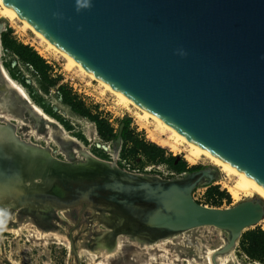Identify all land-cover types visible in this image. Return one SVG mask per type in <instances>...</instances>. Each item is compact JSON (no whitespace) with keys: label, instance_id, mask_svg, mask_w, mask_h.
<instances>
[{"label":"water","instance_id":"obj_1","mask_svg":"<svg viewBox=\"0 0 264 264\" xmlns=\"http://www.w3.org/2000/svg\"><path fill=\"white\" fill-rule=\"evenodd\" d=\"M1 1L102 82L264 189V0ZM4 30L0 23L1 47ZM15 126L0 123L2 206L89 209L109 243L215 227L227 232L219 252L264 218L260 198L225 208L194 200L212 168L164 179L86 153L85 161H63Z\"/></svg>","mask_w":264,"mask_h":264},{"label":"rangeland","instance_id":"obj_2","mask_svg":"<svg viewBox=\"0 0 264 264\" xmlns=\"http://www.w3.org/2000/svg\"><path fill=\"white\" fill-rule=\"evenodd\" d=\"M0 23L5 29H12V36L16 40L36 50L51 65V73L59 74L61 83L66 84L72 92L82 98L93 113H98L107 119L115 129L119 128L121 119L130 118L131 128L142 133L146 139L162 147L165 146L167 154L178 156L188 166L201 165L212 168L214 171L211 181L199 183L192 191L194 200L210 206L205 203L204 193L206 185L211 182L220 190L228 192L231 197L230 203L223 201L220 206L212 207L225 208L245 199H262L256 194L251 197L240 195L239 199L233 198L227 189V185L234 182L233 176H227L204 157L196 163H189L184 157L183 144L180 145V150L173 151L169 146L161 143L159 138L165 137L156 135L157 132L153 130L155 123L152 119L147 120L148 130L142 127L137 121V115L140 113L137 108L121 104L114 94L77 67H66V59L55 50L47 49L46 43L30 29L22 27L20 21L16 19L10 21L0 15ZM2 69L23 87L34 104L42 110L47 109L54 113L53 116L50 114L49 116L61 124L72 138L62 141L58 136L53 135L52 127H49L45 121L34 118L23 110L20 111L18 107L21 104L18 99L14 100L15 96L14 99L2 96L0 123H14L15 132L21 139L49 147L51 154L63 161H85L86 153L114 162L126 171L143 175H149L143 169L151 164L159 165L164 170H172L164 163H152L142 156H132L129 153L122 156V142L118 146L116 138L112 141L103 140L92 121L73 113L60 101L54 87L47 92L41 90L38 77L32 69L0 46V74ZM0 84H2L1 80ZM2 116L9 117L8 122ZM21 118L27 119L28 122L23 123ZM106 230L102 223L93 220V214L89 209L82 210L79 215V208L31 210L0 205V264H209L208 251L220 248L223 240H227V232L215 227L201 226L151 242L119 235L117 240L109 243L103 238L99 239ZM71 245L77 253V258L71 251ZM113 248L117 250L115 254L111 253ZM234 253V256L224 264H260L248 258L238 246L234 248Z\"/></svg>","mask_w":264,"mask_h":264},{"label":"trees","instance_id":"obj_3","mask_svg":"<svg viewBox=\"0 0 264 264\" xmlns=\"http://www.w3.org/2000/svg\"><path fill=\"white\" fill-rule=\"evenodd\" d=\"M1 45L4 51L13 54L23 64L32 69L38 77L41 90L47 92L50 88L54 87L60 101L67 105L73 113L92 121L95 124L98 135L103 140L112 141L116 138L118 129H115L107 119L101 117L98 113H93L82 98L72 92L66 84L61 83V76L51 73V65L36 50L16 40L12 36L11 28H6L1 33ZM30 96L32 97L31 94ZM44 110H46L44 112H47L48 115H54L51 111ZM120 123L123 124L121 131L122 156L126 155V153L132 156H142L145 160L152 163H164L176 173H181L186 170L195 171L202 168L201 165L188 166L178 156L167 154L164 148L165 146L162 147L146 139L142 133L136 132L134 128H131L130 118H123ZM204 200L210 206H220L223 201L230 203L231 197L228 192L220 190L217 185H212L211 182L206 185ZM238 248L251 260L264 264V228L256 225L242 232Z\"/></svg>","mask_w":264,"mask_h":264},{"label":"bare ground","instance_id":"obj_4","mask_svg":"<svg viewBox=\"0 0 264 264\" xmlns=\"http://www.w3.org/2000/svg\"><path fill=\"white\" fill-rule=\"evenodd\" d=\"M0 15L5 17V18H8L10 21H13L15 19L20 21L23 25L22 27L30 29L38 38H40V40H42L46 43L47 49L55 50L56 52L61 54L67 61L66 67H68V68L73 67V66L77 67L81 72H83L84 74H86L90 78L96 80L106 90H108L112 94H114L121 104H123L124 106L131 105V106L137 108L140 111V113L137 115V121L142 127H146L148 130L147 120H148V118L152 119L155 123L153 130L155 132H157L156 135H158L159 137L160 136L165 137V138H159V141L161 143L169 146L170 149L173 151L180 150V145L183 144L184 145V152H185L184 157L186 158V160L189 163H196L198 160H200L202 157H204V158L209 159V161L212 164L219 167L220 170L222 172H224L227 176H233L235 178L234 182L232 184L227 185V189L231 193L233 198L239 199L240 195L251 197L252 195L256 194L264 200V189L262 187H260V185L256 184L254 181H252L250 178L245 176L243 173L236 170L231 165L227 164L226 162L222 161L218 157L212 155L207 150L196 145L193 141H191L190 139H188L184 135H182L179 132L172 129L165 122L160 121L155 116H153L151 113H149L147 110H145L141 106L137 105L136 103L131 102L127 97L118 93L112 87H110L107 84H105L104 82H102L96 76H94L89 71L84 69L79 63L74 61L70 56H67L66 53L61 51L50 40L46 39L41 33L37 32L32 26L29 25L28 22H25L12 9L7 7L1 0H0ZM0 80L2 83V84H0V86H1V89H0V105L3 103L2 102V96H3V98L5 96L8 99H11L12 97L14 99L16 97L14 100L16 101V99H18L19 103L21 104L18 107L20 111L23 110L25 112H28L32 117L40 118L43 121H45L49 127H52L53 135L58 136L62 141H65L66 139H68V140L72 139L67 134V132L63 129L61 124H59L54 118H52L46 112H44V110H42L39 106H37L36 104L33 103V101L30 99L29 95L25 92L23 87L20 86L16 81L12 80L8 76L7 72L4 69H2V72L0 74ZM3 118L6 122H8L9 117L6 116ZM22 121H23V123L28 122L27 119H22ZM15 129H16V127H15ZM152 133H154V132H152ZM258 225H260L262 228H264V218L258 223ZM171 236H174V235H171ZM166 237H169V236H166ZM162 238L164 239L165 237H162ZM226 242H227V240L224 239L223 244L220 246V248L208 251L207 259H208L209 264H224L226 261H228L230 258H232L234 256V254H235L234 248H230L229 250L224 251V252L218 251L221 248H223V246H225ZM115 251H117L116 248H113L111 253L115 254L116 253ZM76 258H77V256H76Z\"/></svg>","mask_w":264,"mask_h":264},{"label":"built area","instance_id":"obj_5","mask_svg":"<svg viewBox=\"0 0 264 264\" xmlns=\"http://www.w3.org/2000/svg\"><path fill=\"white\" fill-rule=\"evenodd\" d=\"M143 171H146L147 173H149V175L157 176L159 178H164V179L178 177L182 174V172L176 173L172 170H164L159 165L155 166L154 164L144 167ZM151 171H153V173H151Z\"/></svg>","mask_w":264,"mask_h":264},{"label":"flooded vegetation","instance_id":"obj_6","mask_svg":"<svg viewBox=\"0 0 264 264\" xmlns=\"http://www.w3.org/2000/svg\"><path fill=\"white\" fill-rule=\"evenodd\" d=\"M200 169H205V167H202V168H200ZM200 169H197V170H200ZM186 171L190 172L189 170H186ZM186 171H184V172H186ZM195 171H196V170H195Z\"/></svg>","mask_w":264,"mask_h":264}]
</instances>
